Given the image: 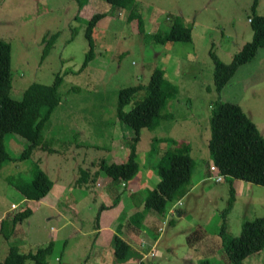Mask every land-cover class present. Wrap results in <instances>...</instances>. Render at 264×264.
<instances>
[{"label": "rangeland", "instance_id": "obj_1", "mask_svg": "<svg viewBox=\"0 0 264 264\" xmlns=\"http://www.w3.org/2000/svg\"><path fill=\"white\" fill-rule=\"evenodd\" d=\"M26 1L27 9L20 12L19 0H0V37L11 44L10 94L19 99L29 83H51L56 72H61L63 79L59 86L60 101L43 130L46 149L38 146L41 149L34 148L27 158L7 160L0 167V220H5L0 228V259L4 243L17 244L21 251H27L35 242L52 239L54 246L48 264H112L110 237L104 232L95 235V215L101 199L95 202L92 196L87 200L76 194L75 174L80 165L91 172L98 169L106 176L100 167L102 159L126 157L136 134L133 127L116 115L118 90L147 83L153 68L160 66L175 83L177 92L169 98L167 109L172 112L169 118L153 129L142 127L139 131L136 142L139 168L131 178L132 191L139 199L145 197L155 180L150 181L144 169L157 162L161 152L182 143L190 145L194 184L175 200L178 213L174 210L161 214L146 209L156 212V217L152 233L147 235L148 239L152 237L147 243L148 254L141 261L198 264L200 259L208 258L212 264H232L218 234L230 180L225 177L217 180L211 169L210 115L217 101L236 102L264 136V47L259 46L249 61L239 65L220 91L213 81L214 63L209 49L223 61H229L241 44L252 38L249 15L254 0H134L135 12L143 20L141 32L137 18L127 19L130 7L107 0H90L80 11L76 0ZM255 9L264 14V0H257ZM95 11L105 14L94 27V55L79 71L88 50L86 19ZM176 16L190 26L191 39L154 40L153 34L167 31ZM53 32L57 36L42 59V37ZM142 94L143 91L136 98ZM132 105L130 101L125 109ZM17 138L25 140L14 132L5 135L7 148L13 154L24 147ZM37 164L47 172L54 186L65 188L60 192L56 186L53 192L57 198L51 199L50 191L32 214L13 226V214L27 203L33 207L37 202L21 199L20 190L9 181H29ZM232 185L235 199L226 220L228 232L237 235L244 220L264 215V185L236 177L232 178ZM76 186L87 190L83 183ZM102 187L99 181L98 186L93 183L89 189ZM12 202L17 206L13 208ZM53 206L61 208L64 216L55 213ZM119 208L110 211L115 220L111 226L123 236L113 227L120 220L119 215L125 213H117ZM141 209L137 203L131 211ZM105 219L100 213L97 222L101 225ZM171 219L174 221L170 222ZM121 220H126V216L122 215ZM143 243L141 235L133 241L137 246ZM64 249L73 253L66 258ZM242 263L264 264V248L245 257ZM24 264H33V260L28 258ZM118 264L141 262L136 259Z\"/></svg>", "mask_w": 264, "mask_h": 264}, {"label": "trees", "instance_id": "obj_2", "mask_svg": "<svg viewBox=\"0 0 264 264\" xmlns=\"http://www.w3.org/2000/svg\"><path fill=\"white\" fill-rule=\"evenodd\" d=\"M120 7H130L127 19L137 18L136 24L139 31H143L141 15L135 12L134 0H107ZM87 0H76L80 11ZM254 0L249 15L252 28V38L241 44L229 61L220 59L215 51L210 48L209 53L213 59V81L217 91L234 74L237 67L249 61L256 53L259 46L264 47V14L257 13ZM104 12L95 11L86 19L85 37L88 50L78 70L86 66L94 55L93 31L97 21L104 16ZM57 32L42 37L43 48L41 58L49 52ZM153 39L156 41H189L191 28L183 22L180 16H176L165 32H155ZM63 76L56 72L51 83L33 81L23 90L22 97L17 99L11 96V44L0 37V167L5 161L22 160L32 153L33 149L40 146L43 149L45 140L43 130L47 121L60 101L59 86ZM140 98L137 94L142 92ZM177 92L175 83L164 75V69L160 66L153 68L147 83H137L123 86L118 90L116 103V115L135 130V136L129 145V151L124 160L100 161L101 169L111 179L112 185L131 179L139 168L136 159V142L142 127L153 129L163 119H168L172 114L167 109L169 98ZM133 101L129 109L126 104ZM9 132L17 133L25 138L17 140L24 144L19 153H11L5 143V135ZM160 139V138H159ZM161 140V139H160ZM25 141H27L25 145ZM152 145L150 146V150ZM190 145L182 143L173 149L168 148L161 152L153 167L159 176L158 181L147 190L141 210L131 214V219L141 220L146 209H154L161 214L168 211L169 206L182 197L191 187L192 157L189 153ZM208 149L216 174H221L230 180L227 205L221 212L218 234L220 235L223 250L232 264H243L242 261L248 255L260 252L264 248V215L253 219H246L241 224L239 234L232 235L227 230L226 215L235 199V189L232 178H240L264 185V136L257 128L255 122L247 115L240 104L228 100L217 101L210 115V136ZM39 160V159H38ZM86 167H80L77 183L88 182L94 179ZM100 174L97 170L96 175ZM21 192L22 199L39 200L43 198L53 186V180L47 172L37 164L33 176L29 181L12 182ZM120 192H117L109 204L101 203L95 215V228L101 209L113 206L118 202ZM32 206L26 204L16 211L12 217L13 226L17 221L29 216ZM5 220L0 221V228ZM174 220L171 219L170 222ZM97 231H95V234ZM6 238L8 234H3ZM54 241L35 242L27 251H21L17 244L8 245L6 254L0 259V264H24L30 258L33 264H48L49 255L53 251ZM113 250V262L122 263L130 259H141L142 253L130 245L119 233L113 232L111 237ZM143 264V261H140ZM198 264H212L210 259L202 258Z\"/></svg>", "mask_w": 264, "mask_h": 264}, {"label": "crops", "instance_id": "obj_3", "mask_svg": "<svg viewBox=\"0 0 264 264\" xmlns=\"http://www.w3.org/2000/svg\"><path fill=\"white\" fill-rule=\"evenodd\" d=\"M89 1L90 0H87V2L83 5L82 9L85 8V6L89 3ZM26 2H27L26 0H19V8L18 9H19L20 12H23V11H25L27 9ZM37 148L41 149L40 147H37ZM124 159L125 158H123L122 160H124ZM93 163H94V161H92L91 164L93 166H95V164H93ZM86 168H88V167H86ZM95 168H96V166H95ZM79 169H80V165L77 166V171H76V174H75V180H74V183H73L75 185L74 187L77 188L76 194L84 195L87 198V200H89V197L92 196L93 199L95 200V202L98 201L99 199H101V203L109 204L111 202V199L113 198L112 195L114 194V196H115V194L117 192H120L118 202L115 205L107 206V207H104L103 209H101L100 213H102V217L105 216L106 219H108V220L105 219L102 222V224L99 225V227L96 230L97 233H99V232L103 233L104 232V233H106L108 235V239L110 237V240H111L112 234L114 232V229L112 228L111 223L114 222L115 220H114V216H111L110 211L112 209L116 208V207H120L119 211L117 213H121L123 211H125V213H121L119 215L120 220H118L117 223H114L113 227L116 230H119L122 233V235H123L122 237L127 242H129L132 247H134L136 250L140 251L142 253V256L147 255L148 254V250H149V247H148L147 243L152 238L151 237L150 239H148L147 235H148V233H150V234L152 233V226H153L154 218L156 217V215H155L156 212H154V211H146L145 215L143 216V218L141 220L134 219V218L131 219L130 218L131 214L133 212H135V211H131V210L136 206L137 203H138V205H140L142 207L143 206V201H144V197L139 199L138 197H136L133 194L132 190H133L134 187H133L132 180L129 179L128 181L120 182L119 184L112 185L110 183V179L111 178L108 175L105 176V175H102L101 173L100 174L98 173L96 175V171L98 169H95V170H93V172L90 171V175H94L95 176L94 179H90L87 183H83L87 187V190H83V189H80L79 187L76 186L77 185L76 178L78 177ZM87 170L89 171V169H87ZM144 170H145V175L147 177H149L150 181L155 180L154 181V184H155L158 181V179H159V176L156 177V168L153 167L152 164H150V166L148 168H145ZM98 180L101 182L103 187L99 188V189H96L95 191L93 189L90 190L89 187L91 185H93V183L95 185H97V186L99 185V181ZM193 184L194 183L191 182V187H193ZM53 186H54V183H53ZM53 186H52V188H53ZM56 186H59V185L55 184L54 188L50 190L51 191V199L57 198V194L53 192L55 190ZM127 186H129L128 189H126ZM191 187H190V189H191ZM64 188L65 187L62 186V185L59 186V191L60 192L63 191ZM47 194L43 198H41L39 200H36L37 205L32 207V213L34 212L35 208H37V206L40 204V202L46 198ZM23 199H25V198H23ZM174 202L168 208V211L171 212V213H174L173 211L175 210ZM71 203H72V201H71ZM52 209L59 216H64L63 215V210L61 208L53 206ZM126 210H130V211H126ZM136 211H138V210H136ZM175 212H177V211L175 210ZM122 215L126 216V220H121ZM145 220H147V223L145 222ZM66 221H69V220H65V222ZM123 226H124V228H122ZM137 235H141L142 241L144 242L143 246H141L140 244H139V246L133 244V241H134V239H135V237ZM81 243H82V246H83L84 243L83 242H81ZM107 243H108V240H107ZM7 246L4 243V247H2L4 255L6 254V251L8 249ZM90 246L93 247V243ZM84 247H85V245H84ZM143 249H144V252H143ZM145 251H147V252L145 253ZM63 252H65V255H66V258H67L68 256H70L73 253V250L64 249ZM111 254H112L111 256L113 257L112 246H111ZM112 257H111V261L110 262L112 264H118V263H114L113 262ZM56 258H58V257H56ZM130 260H133V259H130ZM138 260L141 261V259H138Z\"/></svg>", "mask_w": 264, "mask_h": 264}, {"label": "built area", "instance_id": "obj_4", "mask_svg": "<svg viewBox=\"0 0 264 264\" xmlns=\"http://www.w3.org/2000/svg\"><path fill=\"white\" fill-rule=\"evenodd\" d=\"M211 169L214 171V169H215V166L213 165V164H211ZM217 176H216V179L217 180H221L224 176L223 175H221V174H216ZM12 207H16L17 205L15 204V203H12V205H11ZM171 211V210H170Z\"/></svg>", "mask_w": 264, "mask_h": 264}]
</instances>
